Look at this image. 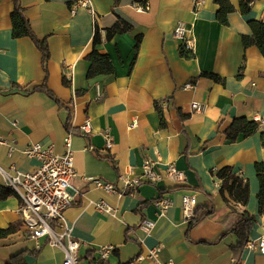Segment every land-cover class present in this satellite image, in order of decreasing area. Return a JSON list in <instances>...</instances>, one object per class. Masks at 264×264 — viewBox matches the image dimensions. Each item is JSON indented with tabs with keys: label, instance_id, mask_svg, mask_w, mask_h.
I'll use <instances>...</instances> for the list:
<instances>
[{
	"label": "crops",
	"instance_id": "1",
	"mask_svg": "<svg viewBox=\"0 0 264 264\" xmlns=\"http://www.w3.org/2000/svg\"><path fill=\"white\" fill-rule=\"evenodd\" d=\"M194 1L121 0L115 7L113 0H93V11L80 7L73 14L74 0H20L35 35L47 42L50 58L45 69L34 40L13 37L14 0H0V168L15 165L23 172L32 171L40 162L26 155L28 146L54 144L55 151L63 153L69 138L77 193L65 216L81 242L79 264H232L239 239L236 233H223L235 216L215 175L225 166H232L250 183L245 209L256 222L249 241L258 245L264 234L256 173V163L264 162V55L256 46L245 48L242 40L252 33L251 20L264 19V0L252 1L247 14L242 13L240 0H229L235 11L228 15V25L217 19V0H205L198 12ZM138 3L149 8L139 10ZM118 17L131 23L133 30L97 46L110 55L116 73L89 79L86 56L93 49L95 26L105 36V28ZM179 22L193 38L191 58L181 55L182 41L173 35ZM203 73L226 81L215 82ZM44 83L55 97L37 90ZM161 100L165 126L155 107ZM195 103L202 108L195 109ZM240 116L256 120L260 129L231 141L225 131ZM69 117L76 128L89 119V136L69 133ZM108 134L112 148L106 146ZM147 158L158 162L163 178L120 194L119 176L125 172L140 176ZM169 164L185 178L167 176ZM96 178L112 183L116 191L98 187ZM162 196L171 202L165 214L156 201ZM184 196H195L198 206L209 198L214 202L213 213L191 229L184 215ZM100 200L116 214L99 210L95 203ZM21 204L17 193L0 200V227L19 225L15 233L0 239V264L18 252L25 253L28 264H63L61 249L46 237H32L26 229ZM145 219L154 221L155 227L141 228ZM159 245L158 260H136ZM105 246H113L114 252L103 259ZM241 258V264H264L259 247L245 245Z\"/></svg>",
	"mask_w": 264,
	"mask_h": 264
},
{
	"label": "built area",
	"instance_id": "2",
	"mask_svg": "<svg viewBox=\"0 0 264 264\" xmlns=\"http://www.w3.org/2000/svg\"><path fill=\"white\" fill-rule=\"evenodd\" d=\"M93 0H74L72 13H76L80 7L92 9ZM205 0H195L194 9L198 12L204 5ZM139 10H147L149 6L145 3H138ZM174 37L182 41L188 50L194 51V41L189 35V29L182 22H179L173 33ZM67 76L70 78L71 73ZM191 84H188L190 87ZM193 107L200 110L202 106L195 103ZM136 126V121L132 127ZM90 127L89 119L86 120L82 129L88 131ZM106 146L112 148L113 139L110 134L106 135ZM26 155L39 160L40 164L32 171L23 172L15 165L5 170L0 168L2 184L16 192L21 198L19 212L24 220L26 229L34 238L46 237L48 241L56 248L64 252L63 264H79L81 242L77 240L72 233V227L66 220L65 212L76 201L77 190L73 181L76 176L74 153L69 138L65 140V150L63 153L55 151L54 144L44 146L40 142L32 143L25 150ZM165 174L174 180H182L185 175L177 169L174 164H169L165 169ZM163 178V172L158 168V162L147 158L143 164V173L140 176H130L125 172L119 176L123 183V190L118 191L120 194L132 193L144 183L155 184ZM98 187L107 191H116L112 183L105 182L99 178L94 179ZM157 205L160 213L165 214L171 205L167 197H158ZM197 204L195 196H184L183 206L184 215L188 220L193 217L194 208ZM101 211L116 214V211L104 200L95 203ZM141 228L151 230L155 227V222L149 219L143 220ZM247 247L256 249L260 248L264 252V234L255 244L252 241L247 243ZM114 250L113 246H105L101 250V257L106 259ZM162 246H156L148 254H140L137 261L145 259L158 260Z\"/></svg>",
	"mask_w": 264,
	"mask_h": 264
},
{
	"label": "trees",
	"instance_id": "3",
	"mask_svg": "<svg viewBox=\"0 0 264 264\" xmlns=\"http://www.w3.org/2000/svg\"><path fill=\"white\" fill-rule=\"evenodd\" d=\"M114 6L120 5L121 0H113ZM254 0H240V9L243 14H247L250 11L251 3ZM219 10L217 12V19L223 25H228V15L235 11V6L229 0H217ZM251 28V35H243L242 40L245 48L256 46L260 52L264 55V19H254L249 22ZM133 30V25L125 19L118 17L116 22L105 28V36L102 35L98 25L95 26L93 36V49L86 56L89 61V69L87 77L93 79L99 76H111L116 73V68L112 62L109 54L102 53L97 49V46L104 40H112L116 35L127 33ZM12 33L14 38L31 37L38 49L42 52L43 65L46 69L47 62L50 58V52L47 42L37 38L32 30L31 24L28 18L24 14V8L20 3V0H14V10L12 12ZM141 42V36L137 37V43L135 45L136 51L139 49ZM181 55L185 58H191L194 56V52L188 50L184 45L181 47ZM245 67H241L239 76L242 75V71ZM202 75L210 77L215 82L224 84L225 78L214 73H203ZM195 80H192L194 82ZM66 84L69 82L65 81ZM37 90L45 91L52 97H55L52 90L44 83L42 86L37 87ZM76 94L79 95L77 92ZM164 101H155V107L162 116V126L166 125L163 117ZM185 116H182L184 118ZM66 128L69 133H80L85 136H89V133L82 128L73 127L71 124V117H69L66 123ZM260 129V124L254 119H249L245 116L236 117L231 125L226 129L225 133L229 140L236 141L242 134L244 136H250L256 133ZM262 142L264 144V132L262 134ZM94 149L92 146L90 147ZM110 157V156H109ZM111 158V157H110ZM256 173L260 183V189L258 193L259 200V212L264 215V162L256 163ZM217 179L221 181L220 193L224 197L226 204L232 209L235 216L233 224L227 228L223 233V236L232 232L236 233L239 239L237 247L234 249V260L232 264H241V251L244 249L249 241V234L253 224L256 222V217L249 213L245 207L250 200V183L248 179H245L241 175L237 174L232 166H225L215 173ZM16 192L7 188L3 184H0V200L7 199ZM240 204L241 209L233 206V204ZM214 211V202L212 198H209L205 204L194 208L193 217L189 220V229L199 225ZM19 228L18 224H11L8 228L0 227V239L6 238L12 233H15ZM114 252V251H113ZM6 264H28L25 259L24 252H18L13 254Z\"/></svg>",
	"mask_w": 264,
	"mask_h": 264
}]
</instances>
